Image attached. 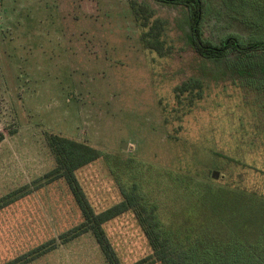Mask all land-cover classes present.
Listing matches in <instances>:
<instances>
[{"label":"rangeland","instance_id":"rangeland-1","mask_svg":"<svg viewBox=\"0 0 264 264\" xmlns=\"http://www.w3.org/2000/svg\"><path fill=\"white\" fill-rule=\"evenodd\" d=\"M205 1L207 39L264 40V0ZM133 5L148 8L150 24L161 21L162 53L146 48ZM188 22L182 4L156 0H0V198L35 188L55 167L48 133L104 151L77 171L96 212L138 184L164 217H173L193 200L178 173L189 160L199 178L218 170L217 186L264 195V74L255 67L261 60L254 55L230 67L237 54L203 58L187 41ZM195 81L200 89L178 96ZM82 221L67 183L45 184L0 210V264ZM103 227L122 264L151 254L134 212ZM58 243L26 264H106L91 232Z\"/></svg>","mask_w":264,"mask_h":264},{"label":"trees","instance_id":"trees-1","mask_svg":"<svg viewBox=\"0 0 264 264\" xmlns=\"http://www.w3.org/2000/svg\"><path fill=\"white\" fill-rule=\"evenodd\" d=\"M156 1L182 4L187 9L189 15L187 41L200 56L219 62L229 53L237 54L238 61L230 66L232 67L236 66L241 58L254 61L253 56L257 55L262 67L257 62L255 67L264 74V40L242 42L231 35L218 44L205 37L203 28L207 11L205 0ZM133 9L140 18L137 20L141 25L145 29L149 26L142 34L146 48L162 53L163 40L158 31L161 21L155 20L150 24L148 8L144 5L140 7L133 5ZM258 23L264 28V22ZM261 30L264 29H258ZM196 88L200 89L201 83L186 82L179 88L177 94L180 96L189 89ZM198 95H201L199 90ZM3 139L4 134L0 133V142ZM46 139L56 161L55 167L34 181L35 188L26 185L1 197L0 210L47 183L63 179L82 211L83 221L62 232L57 239L47 241L4 264L29 263L56 249L59 239L62 243H67L86 232H91L96 238L106 264H122L103 225L127 211H132L136 215L152 250L149 256L134 264H264V195L248 188L241 190L230 183L217 186L209 175L199 178L195 162L189 160L180 165L178 173L184 175L180 186L187 187L186 191L194 201L185 205L182 210L174 211L173 217H164L162 208L153 202L145 185L138 184L129 188L123 187V199L119 203L96 212L78 180L77 171L102 158L104 151L57 133H48ZM201 183L208 185L202 193L198 190ZM194 202L197 204L193 205Z\"/></svg>","mask_w":264,"mask_h":264},{"label":"water","instance_id":"water-1","mask_svg":"<svg viewBox=\"0 0 264 264\" xmlns=\"http://www.w3.org/2000/svg\"><path fill=\"white\" fill-rule=\"evenodd\" d=\"M123 148L125 149L126 148V143L124 142L123 143ZM219 171L218 170H213V172H212V178L213 179H218V177H219Z\"/></svg>","mask_w":264,"mask_h":264}]
</instances>
